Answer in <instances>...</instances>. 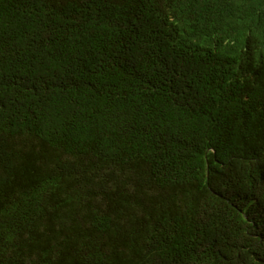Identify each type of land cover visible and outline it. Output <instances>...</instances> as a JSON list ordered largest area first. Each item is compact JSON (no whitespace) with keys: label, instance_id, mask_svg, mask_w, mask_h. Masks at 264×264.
<instances>
[{"label":"trees","instance_id":"obj_1","mask_svg":"<svg viewBox=\"0 0 264 264\" xmlns=\"http://www.w3.org/2000/svg\"><path fill=\"white\" fill-rule=\"evenodd\" d=\"M0 264H264V0H0Z\"/></svg>","mask_w":264,"mask_h":264},{"label":"bare ground","instance_id":"obj_2","mask_svg":"<svg viewBox=\"0 0 264 264\" xmlns=\"http://www.w3.org/2000/svg\"><path fill=\"white\" fill-rule=\"evenodd\" d=\"M209 2V1H208ZM177 15V14H176Z\"/></svg>","mask_w":264,"mask_h":264}]
</instances>
